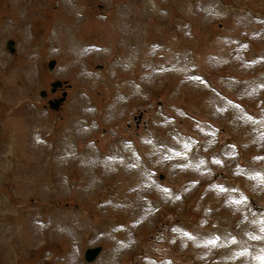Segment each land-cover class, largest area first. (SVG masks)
<instances>
[{
    "label": "rangeland",
    "instance_id": "rangeland-1",
    "mask_svg": "<svg viewBox=\"0 0 264 264\" xmlns=\"http://www.w3.org/2000/svg\"><path fill=\"white\" fill-rule=\"evenodd\" d=\"M150 1L0 0V264H86L85 249L96 246H101V253L91 264H264V238L258 240L264 236V126L258 131L241 120L234 107L221 109L213 114L218 128L215 135L202 138V130L212 123L207 113L214 97L207 91L193 94L168 77L159 84L144 82L142 88H133L127 106V112L133 109V123L132 117L127 121L138 141H134L136 150L141 155L145 152L149 166L157 167L154 178L153 173L150 177L152 184L141 175L148 173L138 159H133L132 178L117 169L104 172L97 162L83 175L72 159L58 164L60 167L52 156L43 159L37 151L48 152L49 147L35 149L28 139L31 131H26L33 130L34 117L29 107L35 106L51 121L73 104L75 90L84 88L91 98L98 97L97 93L112 97L113 89L105 90L101 84L93 87L92 83L100 71L106 75L112 65L106 62L116 58L114 53L113 61L107 59L103 52L111 53V47L117 51L120 34L135 25L167 29L150 30L139 43L137 51L142 53L135 66L133 56L132 66L136 82L138 77L141 81L151 78L149 72L150 77L141 71L144 61L153 72H158L157 65L169 64L167 59L154 60L155 65L151 59L146 62L154 41L176 49L190 46L199 59L200 75L221 85L228 97L242 100L247 113L264 118V88L254 91L245 82L264 74V0H155L168 10L163 23L143 20L146 23L136 24L133 18L126 19L131 12L150 19ZM208 2H213L216 11L209 10ZM249 12L254 17L244 16ZM256 15L263 19H254ZM230 37L243 39L245 45ZM8 41L15 43L14 54L5 47ZM51 60L55 66L48 72ZM185 61L188 64L187 57ZM163 73L170 71L163 69ZM85 75L91 78L90 84ZM223 76L227 77L222 82ZM231 78L244 82L233 87ZM55 81L71 87L51 93L50 84ZM166 82L170 83L168 94L162 92L167 90L162 85ZM41 91L45 97L40 96ZM63 92L67 96L61 108L46 110L48 100H59ZM114 98L109 101L110 111L118 114V95ZM192 98L199 104L198 111L191 113L197 120L194 136L202 139L194 151L218 156L212 172L193 166L177 169L154 146L145 151L146 145L139 142L147 131L140 124L136 127L135 119L151 117L155 100L171 105L164 107L171 114L187 110ZM177 118L180 128L192 127L185 118ZM42 123L49 135V123ZM10 151L13 166L8 169L12 162L6 168L1 163L4 165ZM113 165L125 166L126 160ZM59 175L69 180V188ZM164 185L173 189L169 196ZM78 211L82 215L75 217Z\"/></svg>",
    "mask_w": 264,
    "mask_h": 264
},
{
    "label": "crops",
    "instance_id": "crops-1",
    "mask_svg": "<svg viewBox=\"0 0 264 264\" xmlns=\"http://www.w3.org/2000/svg\"><path fill=\"white\" fill-rule=\"evenodd\" d=\"M142 31L143 30H136L133 32V34L136 35V41L133 43H135L137 46L132 52H129L130 56H134V66L137 64L136 62L139 60L140 54L142 53L141 52L139 54L137 51V49L140 48L139 41L142 40L141 36L144 35L145 37V34L148 33V30H145V32ZM139 37L140 40L137 41ZM127 50V47H125L122 43H119V50L117 49V51L114 52L117 53L116 62L111 63L112 65L107 68L105 78H102L101 76L102 80L99 82L105 87L113 89L111 92L118 95V114L115 113L113 109L110 111L111 106L106 105V97L103 94L97 93L98 97L91 98L84 91L82 93L77 92L73 98V104L64 110L62 114L59 113V119H53L54 121L52 120L49 123L48 126L51 128L49 133L52 136L51 138L53 142L50 144L51 146L49 147L48 152H43L42 154L41 151H37L39 156H44L43 159H47L52 156L57 161L56 166L58 167H60L58 164H61L64 159H66L67 162L69 159H72L78 163V168L83 175L84 172H88L89 169L94 166L92 163L93 160L100 159L99 164L101 162L103 163L100 164V166L104 172H110L113 169H117L128 172V176L132 177L133 128L129 126L127 118L133 116V109L130 112H127V106L132 100L129 98V96H133V88L135 90L139 87L142 88L140 85H143L144 82L148 84L152 82L159 84V81L166 77L172 78L173 81L171 82L173 84L178 82V85H184L193 94H195L196 91L205 93L206 90H212V88L216 90L220 86L207 76H205L206 79L203 80L205 87L195 82L194 78L197 77V74L193 73V71L195 70L196 66L192 65L189 60L188 64H186V48L183 47L181 49H176L175 45H170L167 48H164L161 50V54L155 55L152 53L151 57L146 59V62L151 59L152 65H155L153 62L154 60H168L169 64L166 67L163 66L162 68L160 65H157L159 66L157 67L158 72L151 71L150 65L146 64L145 61L142 63L143 70L141 69V71H144L145 74L149 72L151 78L142 81L138 80L140 83L139 85L133 82V69L131 67L132 64L129 65V55H127ZM163 69L167 72L170 71V73L162 74ZM113 75L119 79L118 85L113 86ZM147 76H149V74H147ZM180 80H182L183 83H181ZM87 81H89V78H87ZM169 84V82L162 84L163 87L167 89L162 90V92L166 94L170 92V90L167 88ZM173 84H171V87H173ZM232 86L235 87L236 85ZM151 87H154V85L152 84ZM173 90L174 89H172V91ZM115 94L112 96L113 99H115ZM89 104H92V108H90ZM154 104L156 109H150L152 116L142 119L141 121V125L143 124L142 127L147 131V133L144 134H147L146 137H148V131L153 132L151 133V135L154 136L153 140L161 146H172L175 142L179 148H185V145H188L189 147L200 145L202 140H198L193 134L190 133L198 129L195 126V124H197V120L191 115V113L197 112V108L199 107V104L194 98L188 101L186 106L188 111L185 109H180L178 112L175 111L171 114L165 111L164 107L167 106L171 108V105L167 104V102L164 100H155ZM157 104H160L161 107L157 108ZM191 107H193L194 110H191ZM214 113L216 114L217 112L212 108L211 111L207 113L212 123L210 124V127L206 129H216L215 127H217V125L214 120ZM114 116V121L109 119ZM176 116L185 118L188 121L187 124L192 125V127L182 125V128H180L178 124L179 120ZM42 124V121L39 122V126L41 128L43 127ZM44 129L46 128L44 127ZM197 140L198 144L196 143ZM139 142L146 145L145 151H147L146 147L148 148L149 145L144 143L143 139H141ZM171 142L173 143L171 144ZM193 142L195 144H193ZM94 144L97 145V148H95ZM207 155L208 156L206 157L200 156L198 161L205 164L208 171H212L213 168L216 169L217 167L218 156H216V154H210V152L207 153ZM119 159L126 160V165H113V160ZM81 164L84 165L83 169H81L79 166ZM44 174L46 175V173ZM60 176L61 175H59L58 178ZM87 176H89V173ZM94 177L97 178V175L91 174V178Z\"/></svg>",
    "mask_w": 264,
    "mask_h": 264
},
{
    "label": "water",
    "instance_id": "water-1",
    "mask_svg": "<svg viewBox=\"0 0 264 264\" xmlns=\"http://www.w3.org/2000/svg\"><path fill=\"white\" fill-rule=\"evenodd\" d=\"M8 49L11 51V52H13V50H14V47H13V43H8ZM52 63L50 64V68L52 67ZM53 86V88L55 89L56 88V84H54V85H52ZM100 251H101V248L100 247H95V248H88V249H86V251H85V260H86V262H88V263H91V262H93L97 257H98V255H99V253H100Z\"/></svg>",
    "mask_w": 264,
    "mask_h": 264
},
{
    "label": "bare ground",
    "instance_id": "bare-ground-1",
    "mask_svg": "<svg viewBox=\"0 0 264 264\" xmlns=\"http://www.w3.org/2000/svg\"><path fill=\"white\" fill-rule=\"evenodd\" d=\"M28 13H30L29 10H28ZM31 13H33V12H31ZM31 13H30V14H31ZM2 18H3V17H2ZM28 19H29V18H28ZM30 19H32V17H31ZM21 23H22V22H21ZM248 125H249V124H248ZM250 127H251V126H250ZM252 127H253V126H252ZM253 128H254V127H253ZM260 129H261V128H260ZM257 130L259 131V129H257ZM36 141H37L38 143L41 142V138H40V137H37ZM239 153H240V152H239ZM110 160H111V159H110ZM119 160H120V159H119ZM119 160H116V162L113 160V163H114V162H115V163H118ZM108 162H109V161H108ZM110 162H111V161H110ZM199 162H200V161H199ZM64 163H66V162H64ZM261 176H262V175H261ZM64 179H65V178H63V182H64ZM149 182H150V181H149ZM222 190H223V189H222ZM224 191H225V190H224ZM226 191H227V190H226ZM226 193H227V192H226ZM149 203H150V200H149ZM3 206H4V205H3ZM4 207L6 208V206H4ZM6 209H7V208H6ZM151 210H153V209L151 208ZM263 221H264V220H263ZM84 224H85V223H84ZM254 230H256V229H254ZM261 233L264 234V229L261 230ZM255 235H256V234H255ZM261 238H264V236H260V238H259L258 240H261ZM258 247H259V246H258ZM258 247H257V248H258Z\"/></svg>",
    "mask_w": 264,
    "mask_h": 264
},
{
    "label": "flooded vegetation",
    "instance_id": "flooded-vegetation-1",
    "mask_svg": "<svg viewBox=\"0 0 264 264\" xmlns=\"http://www.w3.org/2000/svg\"><path fill=\"white\" fill-rule=\"evenodd\" d=\"M56 92H57V91H56ZM56 92H55V93H56ZM54 100H56V99L54 98ZM59 108H60V107H59ZM59 108H58V109H59Z\"/></svg>",
    "mask_w": 264,
    "mask_h": 264
}]
</instances>
